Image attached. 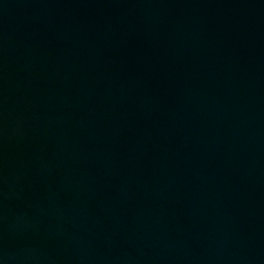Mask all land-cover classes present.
<instances>
[{
  "label": "water",
  "instance_id": "water-1",
  "mask_svg": "<svg viewBox=\"0 0 264 264\" xmlns=\"http://www.w3.org/2000/svg\"><path fill=\"white\" fill-rule=\"evenodd\" d=\"M0 264H264V0H0Z\"/></svg>",
  "mask_w": 264,
  "mask_h": 264
}]
</instances>
